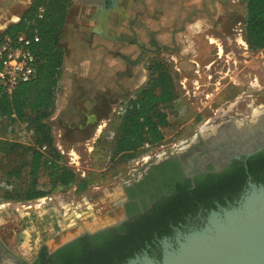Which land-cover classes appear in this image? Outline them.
<instances>
[{"label": "flooded vegetation", "instance_id": "af4514ba", "mask_svg": "<svg viewBox=\"0 0 264 264\" xmlns=\"http://www.w3.org/2000/svg\"><path fill=\"white\" fill-rule=\"evenodd\" d=\"M11 1L6 17L14 4L22 15L0 22V36L32 6L27 0ZM99 2L102 9L114 3ZM195 71L200 83L201 69ZM259 90L252 86L244 91L238 97L242 104H211L213 116L198 120L194 134L129 165L117 176L112 194L97 202L89 194L74 197L67 214L51 203L60 215L54 218L58 231L50 218L29 216L17 235L0 233V264H143L146 258L162 262L187 234L202 230L214 214L238 207L254 185L264 186V138L237 150V143L226 135L215 141L223 129L232 130V122L248 126L262 112L264 91L256 93ZM94 188L107 190L103 185Z\"/></svg>", "mask_w": 264, "mask_h": 264}, {"label": "rangeland", "instance_id": "374dc122", "mask_svg": "<svg viewBox=\"0 0 264 264\" xmlns=\"http://www.w3.org/2000/svg\"><path fill=\"white\" fill-rule=\"evenodd\" d=\"M33 1L27 0L29 5ZM4 2L5 0H0V14L9 4L12 5L14 3L11 0ZM130 4L131 0H126L123 3L124 6ZM87 5L83 0H77L76 3H73L72 0L68 12L70 10L71 14L75 15L79 11H90L87 19L81 17L82 22L85 24L91 23L92 27H95V31L99 30L98 33L104 34L105 37L110 35L117 41H131L123 36L127 31L119 33L116 31V33L123 35L110 33L112 28L109 30V25L113 23V18L111 19V16L107 15L99 5ZM10 8L12 14L8 18L1 16V23L2 21L8 23L9 20L13 19L14 15H22L18 4H14ZM199 9L197 17L201 15L200 19H203L202 30L188 35L185 42L188 47H184V43L183 46L175 47L165 45L171 40L168 37L163 38L164 33L160 34V32L156 34L155 44L150 48L141 46L147 79L145 84L137 90L140 91L147 84L150 76L149 66L154 59L165 60L177 78L179 98L176 107L178 113L163 128L164 140L157 145L146 144L143 151L137 153L134 158L129 160L114 158L111 142L120 121V114L117 112L119 102H116L114 107L107 112L100 111L98 117L92 119L90 125L86 123L87 121H79L78 119H69V121L57 119L53 121L50 117L48 123L54 136V145L62 153L63 161L80 178H87L89 184L83 191H78L79 183H75L67 187H58L48 195L58 194L62 195L65 200H71L74 197L80 198L85 194H89L90 198L97 202L101 196L114 192L117 176L121 172L126 173V168L129 165L136 164L134 163L135 161L148 155L155 157L169 150L173 143H178L181 138L194 134L198 120L213 116V111L210 108L211 104L215 103L216 106L234 102L242 104L244 102H240L242 100H238V97L252 86L260 89L256 93L264 91V48L253 50L245 39L246 3L242 0H202V6ZM102 11L105 12L106 17L103 16ZM99 13L102 16L98 19L97 15ZM162 17V15H156V19L160 21L158 24L162 23ZM106 22L108 24L105 27ZM101 23L103 25H100ZM186 27L189 30V26ZM101 29L105 30V32L100 31ZM133 41L136 40L134 39ZM136 42L139 43L138 41ZM221 46L223 52H220ZM60 48L62 49L61 45ZM218 52L222 55L221 58H219ZM177 67L179 69H176ZM195 68L201 69L202 79H199L200 83L197 81L199 74L196 73ZM61 76L62 68L60 78ZM181 81L185 82L186 87L180 83ZM217 87L220 88L216 90ZM218 92H220L219 95L217 94ZM255 97L257 96L255 95ZM126 98L127 96L124 95L122 99ZM100 116L107 118L105 120L106 125L101 131L100 125L104 123V120ZM25 123L18 121L7 127L6 125H0V135L28 144L31 142V134ZM112 133H114L113 137H111ZM72 152L76 153L77 159H79L78 164L72 161ZM0 175L2 177L1 172ZM96 185H103L107 190H96L94 188ZM9 186L7 188L6 185H0V233L3 235V233L11 232L17 235L23 228L22 225H28L29 216H32L33 212L50 205L54 201L48 199L45 201V199H42L44 196L28 201L4 199L6 189L12 190L14 188L16 193L20 192V186ZM113 219L108 218L107 221H113ZM7 236L10 237V234Z\"/></svg>", "mask_w": 264, "mask_h": 264}, {"label": "trees", "instance_id": "16d2710c", "mask_svg": "<svg viewBox=\"0 0 264 264\" xmlns=\"http://www.w3.org/2000/svg\"><path fill=\"white\" fill-rule=\"evenodd\" d=\"M246 3L245 39L253 50L264 48V0H242ZM72 0H34L21 21L11 24L3 34L37 32L41 41L35 47L39 60L36 76L20 84L12 94L0 87V125L26 122L31 142L24 144L0 135V172L7 185L21 187L8 190L4 199L28 201L41 198L58 187L79 183L78 191L87 188L89 180L80 178L64 161L54 145L48 119L57 101V89L63 66L60 35ZM39 7L44 8L38 17ZM2 37V34L1 36ZM147 84L126 101L118 128L111 142L114 158L129 160L143 151L146 144L157 145L165 136L163 128L177 115L179 98L177 78L165 60L151 61ZM47 145V150L42 147ZM264 164V161H263ZM250 170L253 167L250 162Z\"/></svg>", "mask_w": 264, "mask_h": 264}, {"label": "crops", "instance_id": "0c3cea01", "mask_svg": "<svg viewBox=\"0 0 264 264\" xmlns=\"http://www.w3.org/2000/svg\"><path fill=\"white\" fill-rule=\"evenodd\" d=\"M76 1L73 0V3ZM88 1L89 5L94 4L92 0ZM125 1H116L114 13L109 14L111 19L113 18L109 30L112 28V34L116 31H127L125 35L116 34L131 41H117L110 35L105 37L104 34L98 33L99 30L95 31L91 23L82 22L81 17L87 19L90 11H79L73 15L69 10L67 13L59 41L64 51L62 76L59 81L56 111L51 120L78 119L87 121L90 125L100 111H109L116 102H119L118 110L123 102L139 91L137 89L142 87L147 79L141 46L150 48L154 45L156 34L159 32L164 33L163 38L168 37L171 40L165 45L183 46L188 35L202 30L203 19H200L201 15L197 17L202 0H131L130 5L124 6ZM7 14L8 8H5L0 17ZM156 15L163 16L161 24H158L160 21L156 19ZM100 16L102 15L99 13L98 19ZM186 26H189V30ZM100 31L105 32L103 29ZM134 39L139 43L133 41ZM184 47L188 46L185 44ZM124 95L127 98L123 100ZM100 117L104 120L100 125L101 131L107 118ZM59 216L57 209L48 205L37 209L30 218H50L54 231H58L59 227L54 218Z\"/></svg>", "mask_w": 264, "mask_h": 264}, {"label": "water", "instance_id": "95a60500", "mask_svg": "<svg viewBox=\"0 0 264 264\" xmlns=\"http://www.w3.org/2000/svg\"><path fill=\"white\" fill-rule=\"evenodd\" d=\"M92 1L101 6L100 0ZM116 1L106 9L107 15L115 10ZM252 125L253 121L248 126ZM259 138H264V128L233 143L237 150ZM143 264H264V186L254 185L238 207L214 214L202 230L187 234L176 250L166 252L162 262L146 258Z\"/></svg>", "mask_w": 264, "mask_h": 264}, {"label": "built area", "instance_id": "2783aa9c", "mask_svg": "<svg viewBox=\"0 0 264 264\" xmlns=\"http://www.w3.org/2000/svg\"><path fill=\"white\" fill-rule=\"evenodd\" d=\"M44 8L39 7L38 17L42 18ZM40 35L35 32L33 34L20 32L16 34H2L0 37V87L12 94L14 90L22 83L31 81L37 73L39 67V60L35 51V47L40 43ZM176 69H179L178 67ZM183 86L186 84L184 81L180 82ZM134 97V96H133ZM126 101L123 102L118 108V114L122 115L126 110ZM27 125V123H25ZM114 133H112L113 137ZM42 150H47V145L42 147ZM72 161L78 164L77 155L72 153ZM0 185L10 186L2 180L0 175ZM42 199L45 201L51 200L58 203L64 214H67L73 200H65L62 195L50 194L44 196Z\"/></svg>", "mask_w": 264, "mask_h": 264}, {"label": "bare ground", "instance_id": "6f19581e", "mask_svg": "<svg viewBox=\"0 0 264 264\" xmlns=\"http://www.w3.org/2000/svg\"><path fill=\"white\" fill-rule=\"evenodd\" d=\"M220 52H223L222 46L220 48ZM229 127H231L232 130L227 132V130L230 129V128L223 129L225 132H223L220 135V137H218L215 141H219L220 138L223 139L224 135H226L225 137H229V138H232V139H240V138H242L244 136H248L250 133L255 132L258 129H263L264 128V111H262L259 114H257V116L255 117V119L253 121V125L252 126H243L242 124H238L236 122H232V125L229 126Z\"/></svg>", "mask_w": 264, "mask_h": 264}]
</instances>
